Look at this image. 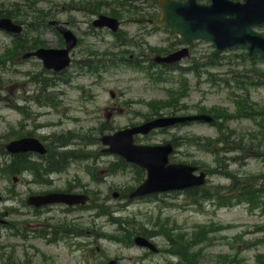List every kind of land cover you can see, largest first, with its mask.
I'll return each instance as SVG.
<instances>
[{
    "label": "rangeland",
    "instance_id": "obj_1",
    "mask_svg": "<svg viewBox=\"0 0 264 264\" xmlns=\"http://www.w3.org/2000/svg\"><path fill=\"white\" fill-rule=\"evenodd\" d=\"M52 1V3L50 2ZM112 1V0H109ZM8 10L17 9V4L23 7L21 11L22 16L25 18L30 17V10H28L27 0H0ZM70 0H42L37 4V7L43 8L45 11L48 9H53L50 12V17H56L62 20L72 21L74 26L82 33L83 36L86 34L83 32L86 27L89 28V22L92 20L94 15L88 13L83 15L78 10H72L69 8ZM105 8V7H104ZM49 17V18H50ZM126 17H130V14ZM133 26H126V29L133 30ZM52 30L43 28V39L47 41L49 45H56L58 40H55V35ZM147 41L154 45H162L159 42L163 40L166 35L164 33H155L152 36L147 35ZM95 45V48L100 53L111 48L112 39L109 35H104L101 38L89 39ZM9 39L0 34V51H2L5 45H8ZM8 43V44H7ZM196 49L202 53L209 54L210 49L207 45L202 43L196 45ZM119 52L118 50H114ZM33 62V61H32ZM29 70H33L35 73L41 71V66L39 64L27 63L25 65ZM78 75L72 79L70 85L66 86V94L63 97V105L67 108L66 112H70L72 115L78 117V122H63V129L71 128L76 131H85L91 125H97L100 120L104 117L105 105L110 102L109 89H115L122 93L123 101H127L126 111L127 114L116 115L114 118L110 119L109 122L113 123L114 126L119 127L126 124L132 117L134 120L139 118L134 117L129 111L135 110L139 113H145L146 107L144 103L140 101H149L152 99H166L167 90L165 85H156L148 81L146 75L141 72L125 65L115 66L107 71H102L100 77L97 75H88L85 73H77ZM23 76L18 74L16 71L10 70L9 72L0 71V101L7 97V101L12 102V96L16 94L18 85V79H22ZM79 85H83V89L79 88ZM4 87V90H2ZM5 91V92H4ZM253 100L264 105V87L252 93ZM199 98L198 93H196L195 98ZM76 99L93 100L88 104L89 109L99 111V118L101 119H84L85 110L84 105L76 102ZM6 101V102H7ZM207 103L212 105H225L234 109L231 102H228L223 98L222 95L211 93L207 96ZM5 102V101H4ZM5 105L6 103H1ZM19 115L15 111L9 109L6 106L0 107V135L4 133L7 134L8 131L17 124L19 121ZM231 128L236 129L238 132H255L257 133L258 127L253 125V123L246 118L233 119L229 121ZM92 128V127H91ZM94 130V129H93ZM173 133H177L179 136L186 135H206L215 137V128L208 125L194 124L181 127L176 131H171L169 134L158 133L153 135V142H160L162 139L170 138ZM167 135V136H166ZM179 156L184 160H200L203 162H208L213 164V158L209 154H205V151H198L193 145L185 144L180 148ZM255 159H250L247 163H240L235 165V167L240 168L244 173H259L264 171V163L262 161H254ZM80 172V169L78 170ZM80 176L82 179H86L85 174L81 171ZM131 174H116L114 177L108 179L109 183H100L96 189L99 190V195L104 199L109 196L108 203L111 205L118 206L121 200H115L112 198V191L110 188L112 186L121 185V183H126L125 181L130 180ZM214 184H227V179L221 177L219 174H214L213 176ZM114 182V183H112ZM221 182V183H219ZM5 180L0 178V191L5 192V188H1ZM8 183L10 181L8 180ZM129 184V183H128ZM5 187V186H4ZM19 191H26L27 186H17ZM104 201V200H103ZM182 203H180L181 205ZM19 206V204H18ZM10 207V206H8ZM159 205L153 203H134L127 207V210L120 212L124 218L130 217L135 218L140 223H148L149 228L158 230L154 227L155 221L158 216H162L161 219L169 218L170 223H177L180 229H183V233L188 235L190 238V231L194 229V226L198 224H211V223H231V227L217 231L212 236L214 237L212 243L201 245L202 254L199 257V261L204 264H228L224 255L235 251L231 245L232 238L240 232H244L246 238L253 241L252 248L244 251L239 257H245L246 261L253 262L255 253L259 250L264 251V244L258 245L264 239V212H259L256 210L254 214H251L246 205H240L234 208H223L218 212L216 217L209 214H204L200 212L189 211L187 207L181 209L177 203H172L170 208H165L162 211L158 208ZM95 211V210H94ZM93 210H76L71 212H66L63 210V220L70 222L72 227L84 224L85 226H93L91 229V235L98 232L99 227H103L106 231H113L115 229V224L108 220L107 218H96L93 217ZM151 220V222H149ZM24 223L28 224L29 220L27 218L20 219ZM91 235L89 237L82 238L83 241H91ZM94 241L97 240V236L93 237ZM155 241L165 249L167 247L165 239L161 236L154 238ZM93 241V248L100 247L98 242ZM104 247H100L98 251H87L86 249L80 248L72 252L73 247L70 241H63V247L59 245L48 244L44 240L35 239V246L38 249L36 253L30 258L31 261L28 264H102L103 258L105 256L114 257L116 255L120 256L125 264H132L137 260V256L142 253V250L133 247H125L121 244L114 243L113 241L106 239L101 240ZM23 243V245L29 244V242H22L19 240L18 243ZM22 247H17L14 251V256L11 257L13 261H19L22 259L23 254L21 252ZM90 250L92 248H89ZM194 249V245H192ZM90 254L94 258L89 259L87 256ZM169 257L172 260H177L170 257L167 253H158L150 257L152 262H162L166 263V258ZM229 264H245L244 262L238 263L237 261H232Z\"/></svg>",
    "mask_w": 264,
    "mask_h": 264
},
{
    "label": "water",
    "instance_id": "obj_2",
    "mask_svg": "<svg viewBox=\"0 0 264 264\" xmlns=\"http://www.w3.org/2000/svg\"><path fill=\"white\" fill-rule=\"evenodd\" d=\"M214 1V6L204 14L205 31L199 35L213 38L219 46L250 41L251 26L264 21V0H250L244 9L234 6L223 9L225 0ZM182 30L190 29L183 25Z\"/></svg>",
    "mask_w": 264,
    "mask_h": 264
}]
</instances>
